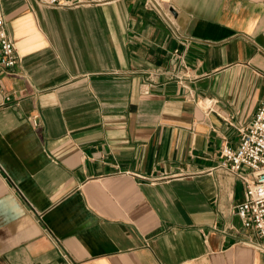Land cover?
Returning <instances> with one entry per match:
<instances>
[{"label": "crops", "instance_id": "1", "mask_svg": "<svg viewBox=\"0 0 264 264\" xmlns=\"http://www.w3.org/2000/svg\"><path fill=\"white\" fill-rule=\"evenodd\" d=\"M0 4V264H264L251 174L217 165L264 92V0Z\"/></svg>", "mask_w": 264, "mask_h": 264}, {"label": "built area", "instance_id": "2", "mask_svg": "<svg viewBox=\"0 0 264 264\" xmlns=\"http://www.w3.org/2000/svg\"><path fill=\"white\" fill-rule=\"evenodd\" d=\"M111 0H38L49 6L106 3ZM17 61L14 41L9 37L3 8L0 4V64L12 66ZM206 107L213 98H202ZM235 147L220 148L218 166L230 171L246 167L251 174L245 184L242 199L234 204V212L243 226L251 228L259 238L258 245L264 249V92L248 125L240 128Z\"/></svg>", "mask_w": 264, "mask_h": 264}]
</instances>
